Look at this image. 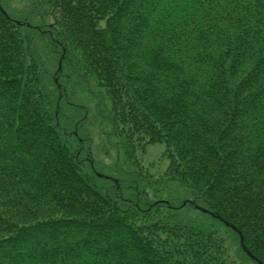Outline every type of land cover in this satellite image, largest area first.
Segmentation results:
<instances>
[{"label": "trees", "instance_id": "obj_1", "mask_svg": "<svg viewBox=\"0 0 264 264\" xmlns=\"http://www.w3.org/2000/svg\"><path fill=\"white\" fill-rule=\"evenodd\" d=\"M16 1L0 0V264H143L156 254L169 264H224L204 257L219 246L218 220L186 218L190 205L173 225L158 226L184 234L185 249L169 240L181 262L167 259L170 235L142 231L148 219L134 218L152 197L148 189H167L153 186L160 182L137 151L157 141L170 158L165 177L233 216L264 258V0ZM34 33L54 55L48 70L57 71L65 50L58 72L91 94L95 114L84 122L95 133L87 132L86 154L124 186L94 185L98 177L74 152L84 154L81 142L57 132L63 99L42 80L45 49L36 42L44 41ZM105 146L114 150L107 165L96 157L108 155ZM126 195L133 200L120 203ZM102 209L109 214L98 217ZM206 221L209 234L196 224ZM106 249L113 255L98 254Z\"/></svg>", "mask_w": 264, "mask_h": 264}, {"label": "rangeland", "instance_id": "obj_2", "mask_svg": "<svg viewBox=\"0 0 264 264\" xmlns=\"http://www.w3.org/2000/svg\"><path fill=\"white\" fill-rule=\"evenodd\" d=\"M16 2H20V0H17ZM12 11H16L22 14H25L26 12V11L25 12L20 11L15 8H12ZM16 18L21 19V18H18V16ZM17 21L18 20H16V22ZM54 24L55 23L51 20L47 21L46 23L43 22L42 28L44 30L52 29V25ZM34 34L37 35L36 33ZM38 37H40V39H43L42 41L44 42L42 43L36 42V48L38 49V47L42 46L43 50L45 49L43 51V58L46 61L45 65L47 69L46 71H42V74H41L42 80L49 81L48 85L55 86L54 88L57 90V92H55V96H57L60 99H63V103L61 104L60 109L59 107L58 108L55 107V109H59V115H58L59 119H57L56 117L55 123L53 121L54 124L59 125V127L57 128V132H59L61 135L65 137L63 138L64 140L67 137L74 135L76 142L77 143L78 141L81 142V146H82L81 149L84 154L80 155L79 154L80 150L76 151V149L74 150V152H76L75 153L76 157H78V155L80 156L79 157L81 161L80 164L81 165L83 164L82 166L83 169L86 170V167H88L91 173L94 176L98 177L97 181H95L96 180L95 178L92 180L94 182V185L98 186V184L102 181V179L104 181H107L106 179H108L109 182H112L117 187L124 186L123 183H121V179L117 177L115 174L108 172L105 169H100L99 167L95 166V154L93 155L94 158L92 156H89V154H86L87 149H90L91 140H92L90 135L87 132L88 130L89 131L91 130L92 132L95 133V127L94 126L86 127L87 123L84 122L87 115L89 116V115L95 114V109H94L95 102L91 98V94L88 93L89 91L83 92V91L77 90L78 89L77 85L79 86V83H77V85L76 83L71 84V81H73L71 77L64 79V75L61 74V71L58 72V70H60L62 66V59L64 58L65 50H62L61 56L58 59L57 71L48 70V68H52V62L54 63V61L52 60L54 55L49 51L50 47L47 48L48 41L45 39V37L43 38H41V36H38ZM36 48H32V49L35 51L37 50ZM42 48H39V49H42ZM93 86L95 87V85H93V81H92V85L89 81V85L87 84V88H91ZM75 90H77V94H79V96H76L75 98H73L72 94H74ZM88 95H90V97ZM65 101H67V103H65ZM71 103H73V105H75L77 108L81 109L84 112V114L79 115L77 113H74L75 108L73 110V108L67 106V105L71 106L72 105ZM55 113L58 114V110H56ZM62 127L64 129H62ZM93 146L95 149V139H94ZM105 148L108 149L107 146H105ZM137 151L139 153H142L139 158L142 163L144 162L147 165L146 170L151 171L153 178L160 182V183H156L153 181V186L157 189H163V188H167V189L165 190V192L163 191V192H158V193H154L152 192V190L148 189L152 197L147 204H142L141 207H143L142 208L143 210L139 212V215L141 216V218H137V217H134V218H136L137 220H140V219L143 220L142 217L148 219V220L142 221V227H141L142 231L149 232V230L155 229L162 235H165V236L170 235L167 240V248H166V250L169 251V255L167 254V257H168L167 259L169 261H177V262L182 261L181 259L182 253L176 252L175 246L173 248L170 246L169 248V240H172V239L174 240L177 237L176 238L177 241L175 240V242L177 244L179 243V246L185 249L187 245H185L186 244L185 240L184 242L182 240L184 234L183 233H178V235L166 234L164 229L158 228V226H160L163 221H169L171 222L170 226L173 225L172 222L177 221L178 215L179 213H181L179 209L187 202H189V205H191L190 203L196 202L198 204L199 211L196 210V211L189 212L188 209H184V211H188L187 214H184L186 218L192 219V217H195V218L198 217V219H200L201 214H205V215L211 216L212 218L218 220L217 222H219V224L215 223L216 225L215 228L213 226L214 231L212 233V236L215 239L217 238L215 241L217 242V244H219V246L217 247V245H215L213 246L212 249L208 250L204 254V257L206 259L212 262L221 261V262H224V264H264V258L261 255H259L255 249H253L256 246H253V248H251L244 241L243 234L240 230L241 223L239 226V222L237 220H234L233 218L230 219L233 216L231 217L226 216L225 214H223L222 208L216 207L214 204L213 205L210 204L211 207L209 205H204L203 201H200L198 199L199 196L197 194L195 195V197L193 196V194L191 193L189 194L186 186L181 185L180 183L177 182V180H174V179L170 180L165 177L166 172H167L165 169L170 163V158L165 154L166 153L165 143L161 141L153 142L147 145L143 149L142 148L137 149ZM107 152H108L107 153L108 155L106 156H104L103 152L97 153V156H96L99 159L100 163L104 165H107V163L110 161L109 156H112L111 152H114V150H109ZM75 167L77 168V166ZM76 168L74 169L76 170ZM77 170L79 171V167L77 168ZM143 181L144 180H142V182ZM165 183H168L169 187H166V185H164ZM96 190L98 189L95 188V194L98 195L99 193H97ZM100 192L103 193L104 189L103 188L100 189ZM102 195L103 197L100 196V198H102L103 202L105 201L106 203H108V200L111 201L112 199L111 196L107 199L104 197V194ZM120 197H122V201H119L120 203H123L125 199L133 200L131 198H128V195L120 196ZM95 201H96L95 203L98 204V201L97 200ZM177 211L179 212L177 213ZM108 212H109L108 209H104V210L102 209L100 213H97V216L98 217L106 216L107 214H109ZM54 215L55 214L47 215L46 217L44 216L43 217L47 221H50V220L52 221L54 220ZM110 215L112 214L110 213ZM31 221H34V220H31ZM31 221L19 220V223L23 225L25 224V226L28 228ZM103 223H104V220H103ZM208 223L209 222L206 221L205 224L203 223H196V224L199 226V228L203 229L205 232L209 234L211 233V229H212L210 225H212L213 222L209 224ZM103 225L105 226V224ZM241 228L244 229V226L242 225ZM105 230H106V227H104L103 230L101 229V231H95V236L96 235L99 236ZM172 235L173 237H171ZM101 236L103 237V235H100V237ZM148 237L150 238L151 236L148 235ZM109 239H112V238H109ZM100 240L103 241L104 239L101 238ZM190 243L192 244L193 241L192 242L190 241ZM173 244L175 243L173 242ZM191 246H193V244ZM216 248H218L217 251H215ZM107 249L105 251L104 250L100 251L98 254L103 255L107 251ZM106 253H108L109 255L111 254L113 255V253L111 254L109 252H106ZM156 255L157 256L147 257V260L146 261L144 260L145 262H143V264H150L149 263L150 261H152L151 262L152 264H155V262H157L158 264H169L167 263V260H164L158 254ZM189 256L191 258H194L193 255H189ZM246 257L248 258V260ZM194 259H191V262L188 264H194ZM122 263L124 264V262Z\"/></svg>", "mask_w": 264, "mask_h": 264}, {"label": "bare ground", "instance_id": "obj_3", "mask_svg": "<svg viewBox=\"0 0 264 264\" xmlns=\"http://www.w3.org/2000/svg\"><path fill=\"white\" fill-rule=\"evenodd\" d=\"M28 24L30 25V24H34V25H36V23H33L32 21H28ZM191 205H190V212H192V211H199V207H198V204L195 202V203H190ZM185 205H189V202H187V203H185L183 206H185ZM200 216V215H199ZM202 216V215H201ZM211 217V216H210ZM248 257V256H247Z\"/></svg>", "mask_w": 264, "mask_h": 264}]
</instances>
